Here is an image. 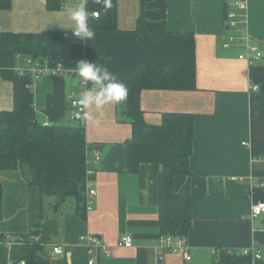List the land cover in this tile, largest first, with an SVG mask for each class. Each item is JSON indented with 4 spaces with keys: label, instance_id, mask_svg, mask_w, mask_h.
<instances>
[{
    "label": "crops",
    "instance_id": "crops-1",
    "mask_svg": "<svg viewBox=\"0 0 264 264\" xmlns=\"http://www.w3.org/2000/svg\"><path fill=\"white\" fill-rule=\"evenodd\" d=\"M77 0H61V8L49 11L48 0H12L9 10H0V33L71 32L68 8ZM144 4V5H143ZM144 26L151 36L164 31L193 33L196 39L197 75L195 91L146 90L142 94L145 120L159 125L164 113L195 115V140L190 159L191 175L175 180V189L192 196V228L187 238L191 261L182 254L163 250L159 230L157 164H144L139 172L127 170L125 143L132 138V125L120 105H106L99 112L90 108L86 137L99 164L87 181L88 191H96L94 208L82 219L73 203H53L44 209L40 192L28 185L20 169L1 171L3 218L0 234L24 235L42 222L49 242L39 251L35 264H89L87 248L80 236L96 235L106 250H96L95 264H216L221 250H264V214L251 218L255 205L264 203V179L253 175L264 165V119L255 108L264 96V61L250 67L239 59L247 38L264 51V0H246L236 8L241 24L230 29L225 16V0H112L104 9L89 0L88 11L113 15L112 31H95L89 43L104 51L105 66L115 75L138 69V22L143 12ZM94 18L91 15L90 26ZM237 44L227 50L230 38ZM82 59V58H81ZM87 60V59H86ZM80 60L67 59L66 77H44L33 81L35 110L44 125L75 126L69 96H79L82 85L74 75ZM23 63L18 58V69ZM14 109V85L0 73V116ZM53 204V205H52ZM42 210V211H41ZM42 212L46 215L41 220ZM133 237L132 248L120 247L121 237ZM258 244H261L260 247ZM22 244L0 243V264H23ZM61 246L63 255L53 249ZM264 257V252H260ZM26 263V262H25Z\"/></svg>",
    "mask_w": 264,
    "mask_h": 264
},
{
    "label": "trees",
    "instance_id": "trees-1",
    "mask_svg": "<svg viewBox=\"0 0 264 264\" xmlns=\"http://www.w3.org/2000/svg\"><path fill=\"white\" fill-rule=\"evenodd\" d=\"M235 0H225L226 20ZM144 5V4H143ZM142 5V6H143ZM12 0H0V10H9ZM49 11L61 8V0H48ZM113 15L100 14L95 19V31H112ZM144 6L138 22V69L132 74L116 75L128 89L127 100L120 105L132 125V138L127 148V170L139 172L144 164H157L160 238L172 235L187 238L192 228V196L175 189V180L191 175L190 159L195 140V115L164 113L159 125L145 120L142 94L146 90L195 91L197 63L196 39L193 33L164 31L151 36L145 26ZM28 56V59L25 57ZM37 56V58H35ZM21 58L23 71L18 67ZM98 62L105 65V54L100 48L82 42L71 32L44 31L41 33H0V73L14 85V109L0 116V172L20 169L28 185L39 190L44 209L46 200L60 206L73 203L75 212L86 219L87 162L90 151L86 127L44 125L35 110L33 82L29 62H54L56 59ZM255 108L264 119V96L256 99ZM253 175L264 179V165L255 168ZM3 185L0 183V220L3 218ZM52 204V205H53ZM53 205V206H54ZM42 211V210H41ZM46 215L42 212L41 220ZM42 222L24 235L0 234L2 243H14L20 238L23 246L20 259L35 264L39 251L49 242L42 233ZM259 247L261 244H258ZM260 252L264 250L258 249ZM216 264H264V257L255 260L250 253L234 250L218 252Z\"/></svg>",
    "mask_w": 264,
    "mask_h": 264
},
{
    "label": "built area",
    "instance_id": "built-area-1",
    "mask_svg": "<svg viewBox=\"0 0 264 264\" xmlns=\"http://www.w3.org/2000/svg\"><path fill=\"white\" fill-rule=\"evenodd\" d=\"M246 4V0H235L232 4L235 10L239 7H244ZM94 18H99L100 14L95 13L93 15ZM227 24L230 29H237L239 25L241 24V21L239 19V16L236 12L231 11L228 14L227 17ZM237 40L235 38H230L227 42L223 44V47L227 50L231 49L232 46L237 44ZM241 44L244 46V52L239 55V59L246 62L250 67L255 66L258 63H261L264 61V51L260 44H252L250 40L247 38L245 41H241ZM81 60H86L85 58H82ZM29 73L32 75L33 81L40 80L44 77H66L69 75V72L64 68V61L62 59H56L54 62H45V63H33L32 61L29 62ZM20 71H23L22 69ZM78 96L75 94H72L69 96V105L72 110V120L76 123H80L82 125H85L86 127V121L83 118V115L80 111V107L78 104L75 103ZM100 163V156L98 153L94 154V161L92 160L87 162L88 168H87V178L89 179L95 175L96 170L92 166V164H99ZM96 191L90 190L87 193L86 198V210L87 212H91L94 208V197L96 195ZM262 214H264V203H259L255 205L251 212V218H258ZM80 242L87 248L88 254L90 256L89 264H95V258L93 257L94 252L96 250L102 249L106 250V246H104L101 242V239L96 235H90L85 234L80 236ZM0 243H2L0 241ZM160 243L162 245V248L166 252H171L175 254H182L186 261H191V253L188 247V244L186 240L184 239H176L172 235H167L160 238ZM118 245L120 247L125 248H132L134 245L133 237L130 235H125L121 237L120 241L118 242ZM64 250L61 246H56L53 249V254L55 256H61L63 255ZM214 254H217L218 252H213ZM252 253L255 260L262 259V255L260 251H257L256 249L252 250H244V255H249ZM23 264H26L23 262Z\"/></svg>",
    "mask_w": 264,
    "mask_h": 264
},
{
    "label": "clouds",
    "instance_id": "clouds-1",
    "mask_svg": "<svg viewBox=\"0 0 264 264\" xmlns=\"http://www.w3.org/2000/svg\"><path fill=\"white\" fill-rule=\"evenodd\" d=\"M104 9L112 7V0H96ZM89 0H77L74 6H69V24H60L71 30V34L82 42H91L96 39V32L90 26L91 15L88 11ZM74 69V75L83 86L76 104L85 121L91 119L90 108H95L97 112L104 106L114 104L122 105L128 96V89L123 81L102 63L80 60Z\"/></svg>",
    "mask_w": 264,
    "mask_h": 264
},
{
    "label": "water",
    "instance_id": "water-1",
    "mask_svg": "<svg viewBox=\"0 0 264 264\" xmlns=\"http://www.w3.org/2000/svg\"><path fill=\"white\" fill-rule=\"evenodd\" d=\"M35 58H37V56ZM25 59H28V56H26ZM98 148L100 149V151L103 149L102 147H96L95 149L98 150ZM59 210H60V205H58V204L54 205L52 208L53 214H55V215L58 214ZM12 241L13 242H19V241H21V239L17 238V237H13Z\"/></svg>",
    "mask_w": 264,
    "mask_h": 264
},
{
    "label": "rangeland",
    "instance_id": "rangeland-1",
    "mask_svg": "<svg viewBox=\"0 0 264 264\" xmlns=\"http://www.w3.org/2000/svg\"><path fill=\"white\" fill-rule=\"evenodd\" d=\"M69 204V203H68ZM53 212V211H52Z\"/></svg>",
    "mask_w": 264,
    "mask_h": 264
}]
</instances>
